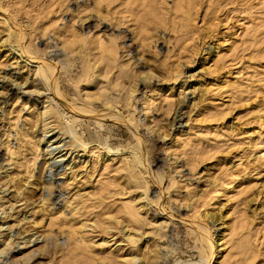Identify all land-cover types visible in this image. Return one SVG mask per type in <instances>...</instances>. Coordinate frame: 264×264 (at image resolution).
I'll list each match as a JSON object with an SVG mask.
<instances>
[{
    "label": "rangeland",
    "instance_id": "obj_1",
    "mask_svg": "<svg viewBox=\"0 0 264 264\" xmlns=\"http://www.w3.org/2000/svg\"><path fill=\"white\" fill-rule=\"evenodd\" d=\"M3 40L62 104L0 53V264H264V0H0Z\"/></svg>",
    "mask_w": 264,
    "mask_h": 264
},
{
    "label": "bare ground",
    "instance_id": "obj_2",
    "mask_svg": "<svg viewBox=\"0 0 264 264\" xmlns=\"http://www.w3.org/2000/svg\"><path fill=\"white\" fill-rule=\"evenodd\" d=\"M16 51H17V53L15 52V48L8 41L3 40L0 42V53L1 54L5 53V57L12 55V56L19 58V59L24 58L26 61H29V63L38 64L37 70H39V71L35 75L39 78H42V81L48 82V86H49V92H48L49 94L48 95L51 97L50 99H48V102H47L48 105L45 106L44 109L46 110V108H48V106L53 105L54 101L58 102L59 104H62V100H60L55 94V93H57V87H56L57 84H56V79L54 78L55 75L53 76L55 65L52 64L51 62H46L45 60H40L39 58H36V57H28L24 51H20V49H18V48H16ZM65 108H67V111L71 114V116L74 115L76 117H81L82 119L86 117V116H84L85 114H92L94 112H96V113L94 114V116L92 118H95V116L96 117H104V115L99 114L101 111L100 112L99 111H85L81 108H77V106L75 104H69ZM47 118L51 119L53 117H52V115H48ZM75 122L81 123L83 121H77V118H75V120L73 121V124ZM58 126H59V124H54L53 121H50V122H48V125H44L43 129H42L43 137L47 138V137L53 135V133H54L55 135H57V137H55V136L54 137H55V140L57 139L56 141H57L58 145L61 144L60 146L57 145V146L52 147V144L54 142V138H53L52 144L50 146L46 145V154L45 155H48V157H49L48 159L51 161V162L49 161L50 164H48L47 166H49L50 171L53 170L54 172L56 170H61L62 168L64 169L66 166H69V163H67V164L61 163L64 161V159L66 160L65 163L72 156H73L72 160H74V158L81 157L85 151V147L82 148V147L78 146V148H77L72 143V139H74L76 136H78V133H79V132L78 133L76 132L77 131L76 127L73 130H69V131L64 130L63 131V130H58L60 128V126L59 127ZM51 132H53V133H51ZM64 135H68L69 139H71V140L65 142L64 140L67 139L68 137L64 138ZM62 137H63V139H61ZM49 143H50V141H49ZM47 149H49V150H47ZM46 170H47V168L45 167L44 170L40 174L44 175ZM50 185H52V184L50 183ZM49 196H50V194L47 193V197H49ZM203 230H204L203 228L199 227L197 232H199L200 235L206 236V233L204 234L205 231L202 234ZM199 238L201 239V237H199ZM205 238L207 239V243L209 241V248L211 249L210 255L208 254V256H209L208 258H210L209 262L207 261L208 263H210L213 256L215 255L214 254L215 251L213 250L214 245L212 242L213 240L211 241L210 233H208V235ZM205 238H202V239H205ZM202 241H204V240H202ZM214 258H215V256H214Z\"/></svg>",
    "mask_w": 264,
    "mask_h": 264
}]
</instances>
